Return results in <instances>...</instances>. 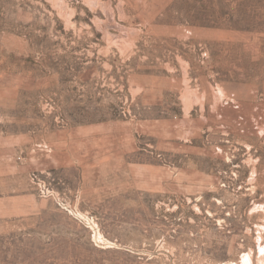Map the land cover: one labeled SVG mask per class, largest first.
Listing matches in <instances>:
<instances>
[{
    "label": "rangeland",
    "instance_id": "obj_1",
    "mask_svg": "<svg viewBox=\"0 0 264 264\" xmlns=\"http://www.w3.org/2000/svg\"><path fill=\"white\" fill-rule=\"evenodd\" d=\"M0 264H264V0H0Z\"/></svg>",
    "mask_w": 264,
    "mask_h": 264
}]
</instances>
